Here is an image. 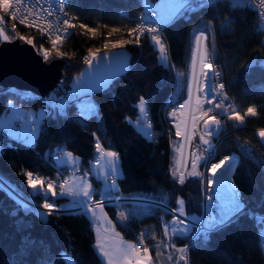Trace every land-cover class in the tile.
Returning <instances> with one entry per match:
<instances>
[{
	"label": "trees",
	"instance_id": "16d2710c",
	"mask_svg": "<svg viewBox=\"0 0 264 264\" xmlns=\"http://www.w3.org/2000/svg\"><path fill=\"white\" fill-rule=\"evenodd\" d=\"M141 2L67 0L66 10L76 30L58 49L66 61L65 80L61 86L69 89L73 76L85 66L83 61L90 49L110 50L104 49L105 42L131 40L123 46L129 53V66L106 89L92 94L98 107L95 116L79 118L73 108H69L65 117L53 119L47 116L32 147L2 135L1 129L0 178L15 184L24 194H31L37 203L61 205L64 198L47 195L46 199L43 194L32 195L24 173L32 172L40 179L52 182L58 181V176L63 180L64 172L56 166L55 156L57 151L59 154L67 151L78 158V173L85 176L88 172L86 178L92 185L93 199L99 200L100 180L89 170L99 140L105 150L119 154L118 192L150 196L157 201L166 198L167 205L173 208L182 198L185 212L199 215L200 181L186 178L181 185L173 180L169 170L170 139L158 116L173 89L176 72L187 74L193 34L196 29H202L209 59L222 74L225 91L233 103L232 110L244 116L247 109L253 107L257 115L244 116V123L239 125L226 117L227 134L216 148V158L238 157V166L231 179L245 208L233 222L211 232L206 241L192 243L187 252L188 264H264V145L256 134L264 129V33L257 29V15L247 7H232L225 1L185 13L175 22L163 26L168 56L167 62L161 63L157 50L146 37L140 38L137 45L128 36L137 15L143 10ZM81 24L85 27L81 28ZM89 28L95 29L94 36L87 30ZM112 28L118 31L109 36ZM17 31L33 39L37 53L41 45L50 50L48 41L36 31L24 27ZM141 98L154 122V134L148 138L129 123L138 115L137 104ZM12 105L46 109L45 102L39 97L2 92L0 114L6 113ZM240 143L249 144L250 155L239 149ZM58 190L56 187L55 191ZM118 208L105 204L104 210L115 230L131 241L139 230L145 231L147 242L157 239L161 221L170 217L162 208L154 207L148 214L129 212L126 221L121 223L116 219L120 213ZM91 226L83 212L52 213L43 220L35 210L25 211L0 189V264H104L94 248ZM174 242L184 246L187 239L175 238Z\"/></svg>",
	"mask_w": 264,
	"mask_h": 264
},
{
	"label": "snow or ice",
	"instance_id": "6c2138e0",
	"mask_svg": "<svg viewBox=\"0 0 264 264\" xmlns=\"http://www.w3.org/2000/svg\"><path fill=\"white\" fill-rule=\"evenodd\" d=\"M34 0H0V9L7 14L12 20H17V14L22 13L23 7L28 4H33ZM216 0H169V6L165 14L159 18H143L142 22L137 28L131 29L128 32V36L132 37L135 33V42L137 45L140 42V38L145 32L151 34V41L158 49L160 56V62H166L167 49L162 41L161 32L162 27L169 23L175 22L184 16L185 13H193L198 8H204L209 5H213ZM238 2V0H236ZM44 4L51 5V7H45ZM58 7L59 11H63L67 6V0H35V7L33 10H29L26 14H22L18 23L28 27L36 28L41 31L42 35L45 34L44 29H50L51 24L43 23V16L46 13L47 16L53 15V10ZM235 6V4H234ZM256 7L261 10L260 15L264 17V0H259ZM145 22L148 26L145 27ZM4 20L0 17V24H3ZM66 28H72L73 25L64 20ZM156 25V26H152ZM81 28L85 25L81 24ZM89 32L95 35V29H87ZM118 29L112 28L111 33L117 32ZM14 34V35H13ZM48 38L51 42V50H48L41 45L37 50L38 54H41L45 62H50L51 52L56 53V58H61L64 54L58 51V46L62 44V36L57 34L55 38H52L51 32H47ZM64 36H67L65 32ZM18 39L30 46L35 47L32 38L26 37L20 34L15 25L11 29V34L7 32L4 27H0V43H12L13 40ZM107 41V38H106ZM205 36L203 32L195 36L196 52L192 57V73L191 78L187 81V98L182 103L173 108V111L169 113L170 122L175 128V135L180 138L177 142L179 144L174 148L179 156L176 160L175 167L171 168V174L174 181L183 185L185 183V173L181 171L183 165H187L189 162V156L191 158V170L188 171L189 177H202L205 173L198 171V167L203 166L207 173L210 175L206 180L205 195L209 203L204 205V216H188L187 219L194 222L195 225H203L195 236L192 237L193 241L203 237L206 241L209 235L213 231H218L221 228L227 226L233 222V219L240 215L245 205L242 203L239 197L238 189H236L229 181V176L233 173L235 167L238 166V158L236 156L225 157L218 163H211L210 168L207 167L208 163L213 158L214 145L212 144V138L219 135V129L221 127V121L218 118V114H213L214 109L220 110L219 114L228 112V106L224 101L227 100V96L224 95V85L220 84L218 87L214 84V78L217 75L214 72V65L209 59L208 52L204 47ZM131 40H116L115 42H105L104 49H120L124 45L131 43ZM100 49H90L88 55L84 58V64L88 65V72L82 73L81 77L72 86V90L60 97H52L51 99L56 101L50 103L48 110H41L38 115L29 113L25 117H21L16 114L10 117L8 120L0 122V129H2V135L11 139H15L17 142L22 143L24 146L32 147L35 140L39 137L40 132L43 130V122L47 116H51L53 119L67 116L66 109L73 103L79 109L78 115L83 118H90L97 115V106L91 100V95L94 92L103 91L106 89L116 75L125 71L128 67L126 57H110L109 55H99ZM197 54L199 57L200 70L196 72V59ZM115 59L113 64L111 61ZM97 62L95 65L93 62ZM109 61L104 65L106 69L103 75L98 76L94 74L99 72L100 62ZM251 65H249L250 67ZM193 82L195 83L196 95L193 96ZM11 102H9L10 106ZM208 107H205V106ZM139 112L141 114L146 113V102L143 98L139 101ZM257 111L253 107H249L244 113V116H256ZM244 116H241L239 112L234 109L228 115L229 120H233L239 124L244 123ZM19 123V129L17 130L16 122ZM150 127V125H149ZM139 131V129H138ZM146 137L149 136L147 132L144 133ZM95 135V134H93ZM258 135L264 140V130H261ZM199 136V142L194 145V138ZM188 146L190 151L185 155V146ZM11 146V145H9ZM3 145L0 143V149ZM96 152L99 153V159L96 163L99 164L100 160L105 161L106 172L98 173V175H104L105 179H111L112 184L109 187L105 186L103 193H101L102 199L93 202L94 192L92 185L88 182L82 181L79 185L69 187V181L64 180L58 185L59 193L55 191L57 187L51 182H47L45 189V181L36 177H33L32 172L24 173L27 177V184L29 188L33 189V195L43 194L47 199V194H51L53 198L58 195L60 197H69L73 199V207L85 208L87 212L92 213V216L100 221L104 227L106 233L111 234V244L109 245L107 239H98L94 247L99 250V255L104 258L106 264H152L149 248L143 247L144 238L141 234L139 244L127 243L121 237L120 233L115 231L113 222L107 218L106 215H97V209L100 213H103L105 207V200L109 199L108 193L111 189L116 187V180L121 175L119 168V154L112 150H105L100 141L97 140L95 144ZM59 155V151L56 153ZM250 155V154H249ZM67 162L75 163L72 160V153H66ZM65 161H59L64 163ZM87 177L88 172H85ZM215 185V187H214ZM5 188L3 183H0V189L8 191L9 195H12L14 189L10 190ZM81 197L83 199H81ZM18 206H22L25 211H29L26 204H22V201L12 197ZM142 199L149 201L141 205L144 214H148L152 208L160 205H166L167 200L162 199L160 201L152 200L148 197H142ZM177 209H173V212L178 213L173 216L170 224L165 225V235H168L169 229L171 230V236L173 238L187 237L192 231V225L186 224L185 220L178 217H185V201L181 198L177 200ZM43 207L49 210V214L53 212L60 213V210L54 208L53 203L46 202ZM167 212V208L163 209ZM214 210V211H213ZM127 219L123 212L119 213L118 220L123 222ZM123 226V225H122ZM178 251L182 254L186 253L185 248H179ZM63 256V253L61 254ZM185 256L181 255L180 260H184Z\"/></svg>",
	"mask_w": 264,
	"mask_h": 264
},
{
	"label": "built area",
	"instance_id": "2783aa9c",
	"mask_svg": "<svg viewBox=\"0 0 264 264\" xmlns=\"http://www.w3.org/2000/svg\"><path fill=\"white\" fill-rule=\"evenodd\" d=\"M219 1H225V2L229 3V5H231L232 7H247L249 9H251L252 11H254L256 13V15H257V29L259 31H261V32L264 33V17H261V15H260L261 10L256 7V4H258L259 0H238V2H236V0H216V2H219ZM234 4H235V6H234ZM44 6L45 7H51V5H48V4H44ZM34 7H35V0H34L33 4H28V5H26V6L23 7L22 13H18L17 14V20H15V21L12 20L7 14H5L2 11V9H0V17H2L3 20H4V23L3 24H0V27H4L9 34H11V29H12L13 25H15L16 30L19 27L28 28V27H25V26L19 24L18 23V19H19V17L22 14H26L29 10H33ZM58 7L59 6H57V8L53 10V15L52 16H47L46 13L43 16V23H45V24H51V26H52L50 29H48V28H45L44 29L45 34L42 35L41 31L37 30L36 28H29V29H32V30L36 31L37 33H39L43 37H45V39L48 41L50 47H51V42H50V39L48 38L47 32H49V31L51 32L52 38H55V36L57 34H60L62 36V44H63L65 42V40L76 30L75 24L73 22V19L68 14V12L66 10V7L64 8V10L62 12L58 10ZM160 16H161V12L159 10H157V9H147V10L143 9L137 15L136 24L133 27V29L138 27V25L142 22V19L143 18L156 19V18H159ZM64 20H68L73 25V27L72 28H66L65 24L63 23ZM147 26H148V24H147V22H145V27H147ZM152 26H156V25H152ZM161 27H162L161 37H162V41H163V43H164V45H165V47L167 49L166 55L168 56V48H167V45H166V42H165V39H164V35H163V26H161ZM65 32H67V36L66 37L64 36ZM201 32H203V31L202 30H199L196 33V35L201 34ZM203 34H204V32H203ZM142 37H146L147 40H148V42H149V44L154 49H156L154 43L151 41V34H148L147 32H145L144 35L141 36V38ZM131 38L133 40H135V33L133 34V36ZM195 52H196V43H195V47H194L193 54ZM170 67L172 68L171 65H170ZM199 70H200V65H199V57H198V54H197V59H196V72L199 73ZM214 72L217 74L215 76V78H214V84H215V86L218 87L220 84H223L224 85V83L222 81V74H221L220 70L215 65H214ZM190 78H191V76H190ZM195 87H196L195 86V83L193 82V96L194 97L196 95ZM69 91H71V90L70 89H64L61 85H59L58 88H57V90L55 91V93H53L52 95L50 94L48 97L42 99L45 102V104H46V109L45 110H48L50 103L56 102V101H54V100L51 99L52 97H60V96H63V95H65ZM223 91H224V95L227 96V100H225L224 103H225V105L228 106V112L223 113V114H219L220 113V110L214 109V113L213 114H218V118L221 121V127L219 129V135L217 137H213L212 138V144L214 145V152H213V158L211 159V161L207 165L208 168H210L211 163H218L220 160L224 159L225 157H230L231 158L232 156H235V155H227V156H221L219 158H216V148H217V144L220 141V139L227 134V130L225 128V119L232 112V108H233V103H232L230 97L228 96V94L226 93L225 87H224V90ZM2 92H11V93H15V94H20L21 96L28 97V98H35V97H37L33 93H30V92H27V91L18 90L16 88H12V87H10V88H2V87H0V94ZM186 98H187V88L185 89V91H181L178 88V80H177V78L175 76V81H174L173 89H172L171 93L169 94L168 98L164 101V107L162 109V112H161L160 116H158V120L162 123L161 125H162L163 129L166 131L165 133L169 137L170 141L173 140L175 142H178L180 140V138L175 135L176 130L172 126V123L170 122L169 113H171L173 111V108L176 107V106H178L179 103H182L184 101V99H186ZM91 100L97 106V104L94 101L92 95H91ZM205 107H208V106L206 105ZM69 108H73L76 116L79 117V118H81L78 115L79 109H78V107L76 106L75 103L71 104L66 109V112L67 113H68ZM97 111H98V107H97ZM83 119H88V118H83ZM138 120L147 127L148 132H149V136H153V134H154V132H153L154 131L153 130V128H154L153 127L154 126L153 123L154 122H153V118H152V115H151L149 109H146V113H144L142 115V117H138ZM149 125H150V127H149ZM18 129H19V127L17 128V130ZM198 142H199V136H196L194 138V142L193 143L195 145ZM189 151H190V149L186 145L185 146V149H184L185 155H187ZM97 159H99V153H97L96 150H95L91 162L96 163V160ZM190 160H191V158L189 156V162H188V164L187 165H183L181 167V171H183L185 173V179L186 178H194V179H197V180L200 181V184H201L200 214L197 215V216L203 217L204 216V205L207 204V203H209V201L206 199L205 190H206V187H207L206 180H207V177L210 175V173H207L206 172L205 167L200 166V167H198L197 170L200 171V172H202V173H205V175L202 176V177H189L187 175V173H188V171L191 170ZM100 161H102V160H100ZM33 177L36 178L38 176L35 175V174H33ZM231 177H232V174L229 176V181L235 187V185L232 182ZM58 178H59V180L56 181V182L44 180L46 182L45 183L46 186H47V182H51V183H53L54 185H56L58 187V185L60 183H62V179L59 176H58ZM107 180L110 183L112 182V180L110 178L107 179ZM0 183H3L5 188H9V186H11L10 190L14 189V191L12 192V195H9V192L8 191L3 190L4 193L8 197H10L11 199H13L12 197L15 196L16 198H18L19 200L22 201V204H26L28 206V209L35 210L38 213V215L41 217V219L44 220L45 217L49 214V210H47V209H45L43 207V204L44 203H37L34 200V198L32 196H30L31 194H29V195L24 194L23 192H21L18 189V187L15 184H13L11 182H8V181H5V180H3L1 178H0ZM214 187H215V185H214ZM31 190H33V189L29 188V192L32 193V195H33V192ZM147 197L148 198H151L150 196H147ZM151 199L152 200H155L153 198H151ZM155 201H157V200H155ZM132 203L145 204V203H149V201H146V200L142 199V197H138V196H134V195H123L120 192H117V193L113 194L112 196L109 197V199H107L105 201V204L114 205L116 207H120L122 204H132ZM20 207L22 209H24L22 206H20ZM158 207H160L162 209H164L166 207L167 208V212L170 214V217L167 220H162L161 221V235H160V237H159L158 240H159V243H160V245L162 247L163 252L165 254H172L177 260H178V258L181 257V255H184L185 256V259L182 260V262L184 264H188V256H187L188 247L192 243H194L196 241H205L203 237H200V238H198V239H196L194 241L192 239V237L195 236L196 232L200 228H202L203 225L202 224L201 225H195L193 221L187 219V217L189 215H187L185 217H178L179 219L185 220V223L186 224L192 225V231H191V233H189V235L187 237H183V238H186L187 239L186 244L184 246H179V245H177L174 242L175 238H173L171 236V230L170 229H169L168 235H165V225L171 223L174 215H177L178 216V213L173 212V209H176V208H173V207H171V206H169L167 204L166 205H160ZM54 208L57 209V210H60V213H75V212H83L84 211V208L82 209L80 207H73V206L72 207H64V206L55 205V204H54ZM53 213L54 214H57V212H53ZM190 216H192V215H190ZM255 216L256 217H259V218L263 217L262 215H255ZM141 234H143V238H144V244H143V247H144L145 244H146V242H147L148 236L146 235L145 231H143V230H139L135 234L134 239H133L132 242H134L135 244H139V240L141 238ZM179 248H185L186 249V253H184V254L180 253L178 251Z\"/></svg>",
	"mask_w": 264,
	"mask_h": 264
},
{
	"label": "water",
	"instance_id": "95a60500",
	"mask_svg": "<svg viewBox=\"0 0 264 264\" xmlns=\"http://www.w3.org/2000/svg\"><path fill=\"white\" fill-rule=\"evenodd\" d=\"M64 56L56 58L52 52L45 62L33 46L18 39L0 43V87L16 88L35 94L40 99L55 93L65 80Z\"/></svg>",
	"mask_w": 264,
	"mask_h": 264
},
{
	"label": "rangeland",
	"instance_id": "374dc122",
	"mask_svg": "<svg viewBox=\"0 0 264 264\" xmlns=\"http://www.w3.org/2000/svg\"><path fill=\"white\" fill-rule=\"evenodd\" d=\"M141 4H142V7H143V9H145V10H147V9H157V10H159L160 12H161V15H163V14H165L166 13V11H167V9H168V6H169V0H142V2H141ZM199 30H202V29H196L195 31H194V34H193V43H192V56H191V65H190V67H189V70H188V72H187V74H185V75H182L181 73H178V72H176V78H177V80H178V88L181 90V91H185V89L187 88V81L190 79V76H191V70H192V57H193V52H194V47H195V36H196V33L199 31ZM203 32H204V30H202ZM204 35H205V32H204ZM134 42H135V40H134ZM205 43H206V36H205V41H204V47H205V49H206V46H205ZM62 46V45H61ZM61 46H58V49L61 47ZM51 48H52V46L50 47V50H51ZM156 50H157V57H158V60H159V56H160V53H159V51H158V49L156 48ZM207 51V50H206ZM208 52V51H207ZM42 56V55H41ZM43 58V57H42ZM160 61V60H159ZM166 62H167V60H166ZM166 62H163V63H166ZM162 63V62H161ZM53 93H51V95H52ZM138 105H139V103L137 104V108H138V115L136 116V118L134 119V120H130L129 121V123L131 124V126H132V128H134L137 132H139L140 134H142L143 136H145V132H147L148 133V129H147V127L145 126V125H143L141 122H139V120H138V117H142V115L143 114H141L140 112H139V107H138ZM11 107H13V105L11 106ZM15 107V106H14ZM22 108V107H21ZM20 108V109H21ZM23 109V111H25V110H27V109H24V108H22ZM22 109H21V111H22ZM41 110H43V108H38L37 110H33V109H28L27 111H25L26 112V114L28 115L29 113H31V114H34V115H38L40 112H41ZM45 110V109H44ZM11 116V114L9 113V115H7L6 113H2V114H0V122H2V121H5V120H8V117H10ZM232 122H233V124H235V125H239V123H237V122H235V121H233V120H231ZM19 121L18 122H16V127L18 128L19 127ZM138 129H139V131H138ZM1 130V129H0ZM262 130H264V129H262ZM261 130H258L257 132H256V134H257V137H258V139L260 140V142L264 145V140H262L261 139V137L258 135V133L260 132ZM146 137V136H145ZM148 138V137H147ZM174 143L176 144V147H178L179 146V144L177 143V142H175V141H170V167H169V170L171 169V168H173V167H175V164H176V160H177V158H178V156H179V153H177L176 152V150H175V148H174ZM239 149L243 152V153H245V154H247V155H249L250 154V146H249V144L248 143H240L239 144ZM107 151V150H106ZM66 153H69V152H67V151H63L62 153H60L59 155H56L55 156V163H56V165L57 166H63V167H65V168H68L69 169V173H75V166H76V163H77V157L76 156H74L73 154H72V160L73 161H75V163H69V162H67V156H66ZM59 161H65L64 163H59ZM77 166H78V164H77ZM119 168H120V166H119ZM89 170H90V174H92L93 176H94V178L95 179H97V180H100V188H101V190L102 191H104V188H105V186L106 185H108L109 187L111 186V184H112V182L110 183V182H108V180H106L105 179V177H104V175H98V173H101V172H106L107 171V168L105 167V161H100L99 162V164H97V163H94V162H91V164H90V168H89ZM121 171V170H120ZM78 172V171H77ZM79 174V173H78ZM170 174H171V171H170ZM171 176H172V174H171ZM87 179V178H86ZM117 181V180H116ZM117 185V184H116ZM44 187H46V185L44 186ZM46 189V188H45ZM56 189V188H55ZM32 192L34 191V190H31ZM31 196V195H30ZM134 196H138V197H147V196H145V195H140V194H137V195H134ZM162 199H165V198H161V200ZM99 200H101V199H99ZM94 201H96V200H94L93 199V202ZM106 201V200H105ZM133 204V209H131V210H129L128 212H133L134 214H136V213H144L143 212V209L141 208V205H143V204H139V203H132ZM63 206V205H62ZM178 208V205H177V207H176V209ZM119 209V208H118ZM123 211H121V209H119V211L120 212H123L124 213V215L126 214V217L128 216V212H127V210L125 209V208H123L122 209ZM104 211L105 210H103V213H104ZM106 213V212H105ZM104 213V215H106L107 216V214H105ZM187 215H189V214H187L186 212H185V216H187ZM190 216V215H189ZM195 216H197V215H195ZM108 217V216H107ZM117 232V231H116ZM102 238H99V239H101V240H103V239H107V242H108V244L110 245L111 244V234L110 233H102ZM160 235H161V232H160ZM121 236V235H120ZM262 236H263V241H262V244H263V247H264V228H263V230H262ZM97 240H98V238H96L95 240H94V245L96 244V242H97ZM127 243H130V242H127ZM133 244H135L134 242H133ZM144 247H146V244H145V246ZM95 248V247H94ZM95 250H96V252L98 253V255H99V250L98 249H96L95 248ZM169 255V254H168ZM100 256V255H99ZM100 258H101V260L104 262V264H106V261L104 260V258L103 257H101L100 256ZM176 261H181L182 262V260H180V258H178V260L176 259Z\"/></svg>",
	"mask_w": 264,
	"mask_h": 264
},
{
	"label": "crops",
	"instance_id": "0c3cea01",
	"mask_svg": "<svg viewBox=\"0 0 264 264\" xmlns=\"http://www.w3.org/2000/svg\"><path fill=\"white\" fill-rule=\"evenodd\" d=\"M99 55L103 56V55H109L110 57H126L127 58V64L129 66V53L128 51L125 49V48H120V49H110V50H106V51H102L99 53ZM113 64L116 62L115 59H113L111 61ZM97 62H93V64L95 65ZM109 61H102L100 62V68H99V72H95L94 70V74L98 75V76H101L103 75V73L105 72V68H104V65L108 64ZM128 68V67H127ZM88 65L85 64V66L83 67V69L78 73L76 74L75 76H73V78L71 79L70 81V84H69V89L72 90V86L75 84V82L81 77V74L82 73H87L88 72ZM127 70V69H126ZM125 70V71H126ZM125 71L121 72L120 74L116 75V76H119L121 74H123ZM115 76V77H116ZM21 107H10L9 110L6 112L7 115H9V113L11 114L10 117H12L13 115H20L21 117H25L27 116L26 112L27 110L21 111L20 109ZM44 110V109H43ZM37 115V114H36ZM8 117V119L10 118ZM65 152V151H64ZM56 164V163H55ZM78 158H77V163H76V166H75V173H69V169L68 168H65L63 166H57L59 167L60 169L63 170V180H68L69 181V187L73 186L74 182H75V185H79L82 181H85L90 183L85 176L83 175H80L78 174L77 170H78ZM121 176V175H120ZM119 176V177H120ZM118 177V178H119ZM117 178V179H118ZM116 184H117V181H116ZM46 188V187H45ZM93 190V188H92ZM118 192V186L116 185V187L114 189H111L110 188V191L108 193V197L112 196L113 194L117 193ZM57 193H59V190L57 191ZM101 193H103V191L101 190L100 188V199H102V196H101ZM47 195H50L51 194H47ZM52 197V196H51ZM57 197H60L59 195ZM61 198H64L65 199V202H63L61 204V206L63 205L64 207H72L73 205V199L72 198H69V197H61ZM81 199H83L81 197ZM133 207V204H122L119 209H121V211H123L122 209L125 208L127 210V212ZM83 213L90 219L91 223H92V230H93V236H94V240L96 238H102V233H105L104 231V227L102 225V223L98 220H96L93 216H92V213L90 212H87V207L84 208V211ZM105 213V211H104ZM104 213H100L99 210L97 209V215H101L103 216ZM129 213V212H128ZM106 214V213H105ZM138 214V213H137ZM126 216V214H125ZM118 217L119 215H117L116 219L118 220ZM128 217V216H127ZM108 218V217H107ZM109 219V218H108ZM119 221V220H118ZM126 221V220H125ZM123 221V222H125ZM120 222V221H119ZM121 222V223H123ZM116 231V230H115ZM125 242H130V243H133L131 240H127L125 238H123L122 236H120ZM159 237L155 240H151L149 242H146V247L149 248V255H150V259H151V262L152 264H182L181 261H176L175 257L172 255V254H165L162 250V247L159 243ZM98 254V253H97ZM99 256V255H98ZM100 258V256H99ZM101 259V258H100ZM102 261V260H101ZM103 262V261H102ZM104 263V262H103Z\"/></svg>",
	"mask_w": 264,
	"mask_h": 264
}]
</instances>
